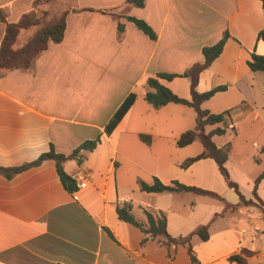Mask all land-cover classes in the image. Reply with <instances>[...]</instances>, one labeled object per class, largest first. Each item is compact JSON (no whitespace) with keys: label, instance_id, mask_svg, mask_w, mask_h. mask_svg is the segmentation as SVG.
Instances as JSON below:
<instances>
[{"label":"crops","instance_id":"0c3cea01","mask_svg":"<svg viewBox=\"0 0 264 264\" xmlns=\"http://www.w3.org/2000/svg\"><path fill=\"white\" fill-rule=\"evenodd\" d=\"M21 1L0 0L9 21L27 11H19ZM77 1L73 8L118 7L122 14L145 20L156 38L124 17L119 32L112 15L70 11L61 42H50L27 70L0 71V166L32 161L50 144L69 153L81 141L99 136L94 149L81 151V164L72 158L63 163L78 186L72 193L63 188L52 159L10 179L0 175V264H180L177 250L187 253L186 247H166L162 237L119 219L115 207L122 204H129L132 216L143 223L145 210L161 211L173 237L208 224L207 240L192 238L200 264H235L227 257L242 247L255 252L247 264L264 258V175L256 187L263 203L258 205L252 194L253 181L264 170V70L247 65L252 52L264 56V43L257 40L264 27L261 0H144L142 7L125 0ZM225 30L229 37L222 52L199 73L196 90L225 86L201 103L211 113L228 111L223 122L207 125L206 131L224 128L212 141L230 145L227 169L245 176L247 189L229 173L230 178L254 205L239 203L212 158L181 166L202 150L198 139L176 144L195 125L192 106L169 102L154 108L144 98L152 90L147 77L182 73L200 62L202 47ZM69 65L71 82H86V96L61 90L58 97V81ZM160 81L179 97L190 98L188 77ZM130 92L135 94L132 105L106 133L105 125ZM153 177L213 191L236 208L225 209L224 201L192 192L140 190L139 182L150 183ZM187 264H193L190 258Z\"/></svg>","mask_w":264,"mask_h":264},{"label":"trees","instance_id":"16d2710c","mask_svg":"<svg viewBox=\"0 0 264 264\" xmlns=\"http://www.w3.org/2000/svg\"><path fill=\"white\" fill-rule=\"evenodd\" d=\"M51 0H32V8L26 12H23L16 21H8L0 9V22L4 24L3 33L0 38V69H20L27 70L30 68L33 59L44 52L50 42L59 43L62 41L66 29V18L70 11L81 10H97L104 14H109L117 19L116 27L119 32L124 30L123 23L119 20L121 17L131 21L138 29L145 33L149 38L155 39L156 34L154 30L147 24V22L141 18L122 14L117 8H93L82 7L73 8L69 7L62 10L57 18L49 22H44L45 12H39L38 6L47 3ZM126 3L132 4L137 7L144 5V0H125ZM264 5V0H261ZM30 27H36V29L28 35V37L19 45L14 47V43L21 30L28 29ZM229 37L227 30L223 31L221 37L213 44L202 47V60L195 62L185 69L182 73H169L158 72L155 76L147 77L146 85L152 90L146 91L144 98L154 108H158L169 102L185 103L194 108L196 112L195 125L192 129L186 130L181 133L176 139L178 146H184L192 141L198 139L202 145V150L199 154L186 158L182 163V167H186L195 160L201 158H212L217 164L218 170L227 185L234 189L239 197V203L244 205L256 204L251 199H245L240 192L238 184L230 178L229 171L226 166L228 160V154L230 145L227 143L223 146H217L212 141L213 134H222L224 132L223 127H215L209 131H206L207 125H213L224 121V116L228 114V111L220 113H211L209 110L201 107V103L204 100L209 99L215 92L225 88L224 85H218L210 88L209 90L198 92L196 90V84L198 81L199 73L207 68L211 62L216 59L222 52L223 46ZM257 40H261L264 43V27L258 31ZM247 65L252 71L264 70V56L251 53L250 58L247 60ZM185 76L189 78V91L190 98L184 99L175 94L168 86L163 84L160 80H172L174 77ZM135 99V94L130 92L117 107L108 123L105 125V132L110 133L126 111L130 108ZM99 142V136L92 139H85L76 145L69 153L58 152L55 150L53 144H50L49 149L46 152L39 154L37 158L32 161L25 162L18 166H0V175L10 179L18 172L27 168L37 166L46 159H52L55 164L56 173L63 188L72 193L77 190L78 186L76 180L70 176L63 167V163L67 159H75L78 164L82 163L83 154L82 150H92ZM264 175V170L254 179L252 194L258 201V205H261L263 201L256 192V187ZM139 188L142 191L153 193H182L192 192L200 195H207L213 198L224 201L225 209H234L236 205H230L219 194L206 190L200 187L186 185L177 180H173L168 184L161 182L158 178L153 177L152 182L146 183L139 182ZM117 216L119 219L129 222L137 227H140L145 233H148L152 237H162V243L169 247L173 245H183L186 247L190 261L193 264H200L192 250V238L196 236L199 240L204 241L209 237L208 224L200 225L195 230L191 231L186 236L173 237L168 234L166 230V218L164 214L159 211L158 214H152L145 210L146 222L137 221L130 212L129 204L116 205L115 207ZM262 211V218L264 223V209ZM254 251L242 247L239 253H233L227 257L229 262L235 264H247V257L254 255Z\"/></svg>","mask_w":264,"mask_h":264},{"label":"rangeland","instance_id":"374dc122","mask_svg":"<svg viewBox=\"0 0 264 264\" xmlns=\"http://www.w3.org/2000/svg\"><path fill=\"white\" fill-rule=\"evenodd\" d=\"M90 1H94L95 3L101 2V0H90ZM77 4H78L77 0H51L47 3H43V4L39 5L37 10L39 12L44 11L46 14H45V17L43 18V21L49 22V21L57 18L62 10L69 8V7H72V6H75ZM21 5H20L19 11H23V9L28 11L29 9L32 8V0L21 1ZM117 10H118V8H117ZM12 12H15V10L13 9ZM12 12H10V14H9L10 16L13 15ZM3 14H4V16L6 15L5 12H3ZM16 18H17V15L10 18V19H11V21H14ZM3 28H4V24L0 22V37L3 33ZM35 29H36V27H30L28 29L21 30L16 41H15V43H14V47H18L19 45H21V43ZM75 58H77V57H75ZM32 62H34V61H32ZM0 71H3V69H0ZM70 73H71V65H69L67 70L63 72L61 79L58 81V97H59V93L61 90H64L66 93L70 92L71 90H77V91L82 92V96H86V92H87L86 82L84 81L81 84L78 82V84H76V85L73 84L70 80ZM252 148H254V147L251 146V149ZM253 150H255V149H253ZM229 173L234 175L231 178L234 179L236 182H238L240 188L247 189V184H246L247 180H246L245 176L238 174L234 171H229ZM255 210L257 211V208H255ZM257 245L259 247L262 246L261 243H259L258 241H257ZM181 250H182V248L177 250L176 258L178 259V261L181 262L180 264H184V263L187 264V262L189 263V258L187 255L188 253H186V251H181ZM263 259L264 258H262V257H257L255 260L250 261V263L251 264H264Z\"/></svg>","mask_w":264,"mask_h":264},{"label":"built area","instance_id":"2783aa9c","mask_svg":"<svg viewBox=\"0 0 264 264\" xmlns=\"http://www.w3.org/2000/svg\"><path fill=\"white\" fill-rule=\"evenodd\" d=\"M79 186H84V183H83V182H80V183H79Z\"/></svg>","mask_w":264,"mask_h":264}]
</instances>
